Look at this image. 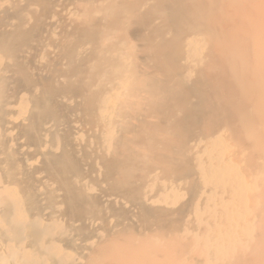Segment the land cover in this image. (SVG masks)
<instances>
[{"label": "bare ground", "instance_id": "6f19581e", "mask_svg": "<svg viewBox=\"0 0 264 264\" xmlns=\"http://www.w3.org/2000/svg\"><path fill=\"white\" fill-rule=\"evenodd\" d=\"M0 264H264V0H0Z\"/></svg>", "mask_w": 264, "mask_h": 264}]
</instances>
